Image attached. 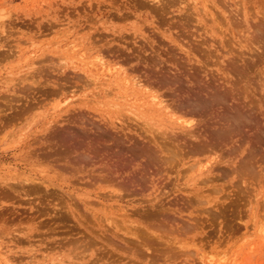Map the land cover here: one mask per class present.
<instances>
[{"label": "rangeland", "instance_id": "rangeland-1", "mask_svg": "<svg viewBox=\"0 0 264 264\" xmlns=\"http://www.w3.org/2000/svg\"><path fill=\"white\" fill-rule=\"evenodd\" d=\"M0 264H264V0H0Z\"/></svg>", "mask_w": 264, "mask_h": 264}, {"label": "bare ground", "instance_id": "bare-ground-1", "mask_svg": "<svg viewBox=\"0 0 264 264\" xmlns=\"http://www.w3.org/2000/svg\"><path fill=\"white\" fill-rule=\"evenodd\" d=\"M145 6V5H144ZM159 9H161V8H159ZM165 10V9H164ZM163 10V11H164ZM158 12V11H157ZM156 13V12H155ZM159 13V12H158ZM157 13V14H158ZM156 16V15H155ZM186 24V23H185ZM3 49V48H2ZM7 49H9V48H7ZM6 49V50H7ZM118 56V55H117ZM155 56V55H154ZM151 59V58H150ZM161 64V63H160ZM159 65V64H158ZM166 66V65H165ZM164 66V67H165ZM233 66V65H232ZM167 69H168V67H166ZM37 69H39V68H37ZM239 70V69H238ZM42 72V70L40 69V70H38V72ZM36 72H37V70H36ZM180 72V71H179ZM47 73H48V71H47ZM50 73V72H49ZM60 73V72H59ZM62 73V72H61ZM70 73V72H69ZM149 73V72H148ZM239 73V72H238ZM46 74V73H45ZM51 75V74H50ZM240 75V74H239ZM56 76V75H55ZM54 76V77H55ZM242 76V75H241ZM52 77V76H51ZM56 79H61V77L60 76H58V77H56ZM67 79V78H66ZM188 80V79H187ZM67 81V80H66ZM164 81H166V80H164ZM60 85V84H59ZM58 85V86H59ZM21 88H20V90H22V88L24 89V87L23 86H20ZM59 87H63V86H59ZM61 89V88H60ZM191 89V88H190ZM25 90V89H24ZM203 90V89H202ZM26 92V91H25ZM226 92V91H225ZM48 94V93H47ZM51 94V93H50ZM56 94V93H55ZM203 94V93H202ZM215 99V98H214ZM190 100V99H189ZM177 103H179V102H177ZM183 103V102H182ZM187 104H188V102H187ZM162 105V104H161ZM160 105V106H161ZM186 108V107H185ZM73 112V111H72ZM237 114V113H236ZM59 115V114H58ZM81 115H82V111H74V113H70V114H67L66 116H65V118H63V123H61L60 125H58V123L57 124H55V125H53L52 127H49V129H47V134L44 136V137H42V142H39V144H37L36 146H34L33 148L34 149H36L37 151H38V154H42V156L44 155V157L46 158V157H48V155L51 153H49V151H47V148H56V149H58L59 147L61 148V147H66L67 149H74L75 151L76 150H79L78 148H80L84 143L86 144L87 142H89V141H87L88 139L90 140V142H92L91 141V133L92 132H90V130L89 129H87L85 126L83 127V126H80V124H79V117H81ZM83 116V115H82ZM86 117V116H85ZM82 118V117H81ZM239 118V117H238ZM246 118V117H245ZM83 119V118H82ZM93 119V118H92ZM241 119V118H240ZM243 119V118H242ZM250 119V118H249ZM15 120V119H14ZM88 120V119H87ZM235 120V119H234ZM257 120V119H256ZM81 121V120H80ZM245 121V120H244ZM90 122V121H89ZM92 122V121H91ZM247 122V121H246ZM81 123V122H80ZM93 123V122H92ZM238 123V122H237ZM86 124H87V122H86ZM91 124V123H90ZM94 124V123H93ZM232 124V123H231ZM98 125V124H97ZM241 127V126H240ZM239 127V128H240ZM46 129V128H45ZM104 129V128H103ZM44 132V131H43ZM120 132V131H119ZM128 132V131H127ZM131 133V132H130ZM95 134V133H94ZM100 134V133H99ZM95 136V135H94ZM115 137V136H114ZM138 137V136H137ZM135 138V137H134ZM139 138V137H138ZM117 139V138H116ZM119 140V139H118ZM87 141V142H86ZM117 141V140H116ZM96 142V141H95ZM102 143V142H101ZM117 143V142H116ZM89 144V143H88ZM96 144V143H95ZM123 144V143H122ZM119 145V144H118ZM117 145V146H118ZM204 145V144H203ZM145 146V145H144ZM30 147V146H29ZM133 147V146H132ZM31 148V147H30ZM33 148H32V150H33ZM59 148V149H60ZM99 148V147H98ZM145 148V147H144ZM45 149V150H44ZM64 149V148H63ZM131 149V148H130ZM140 149V148H139ZM36 150H34L36 153H37V151ZM49 150H51V149H49ZM142 150L143 149H141V152H142ZM52 151V150H51ZM61 151V150H60ZM59 150H57V151H54L53 152V154L55 153V154H57L58 152H60ZM67 151V150H66ZM75 151H73V152H75ZM122 151V150H121ZM145 151V150H144ZM252 151V150H251ZM254 151V150H253ZM77 152V151H76ZM118 152V151H117ZM125 152V151H124ZM149 152V151H148ZM71 153H72V151H71ZM88 153V152H87ZM140 153V152H139ZM145 153V152H144ZM52 154V155H53ZM59 154V153H58ZM111 154V153H110ZM137 154V153H136ZM177 154H179V153H177ZM259 154V153H258ZM51 154H50V156L49 157H51L52 156ZM68 155H69V153H68ZM78 155V154H77ZM80 155V154H79ZM88 155V154H87ZM253 155V154H252ZM257 155V154H256ZM84 156V155H83ZM165 156V155H164ZM250 156V155H249ZM254 156V155H253ZM121 157V156H120ZM159 157V156H158ZM252 157V156H251ZM33 158V157H32ZM42 158V157H41ZM163 158V157H162ZM246 158H248V157H246ZM85 159V158H84ZM250 159V158H249ZM252 159V158H251ZM71 160V159H70ZM158 160V159H157ZM167 160H169V159H167ZM166 160V161H167ZM247 160V159H246ZM59 161V160H58ZM80 161H81V159H80ZM127 161V160H126ZM129 161V160H128ZM140 161V160H139ZM160 161V160H159ZM252 161H254V160H252ZM259 161V160H258ZM70 162V161H69ZM68 162V163H69ZM74 162H76V161H74ZM132 162V161H131ZM143 162V161H142ZM176 162H178V161H176ZM118 163V162H117ZM130 163V162H129ZM135 163V162H134ZM149 162H147V164H148ZM151 163V162H150ZM150 163L148 164L150 167H151V165H150ZM161 163H163V162H161ZM171 163V162H170ZM174 163V162H173ZM244 164V163H243ZM254 164V163H253ZM256 164V163H255ZM126 165H127V163H126ZM144 165V164H143ZM153 165V164H152ZM157 165V164H156ZM162 165H164V163L162 164ZM162 165H161V167H162ZM42 166V165H41ZM82 166V165H81ZM116 166V165H115ZM148 166V167H149ZM171 166V165H170ZM242 166V165H241ZM244 166V165H243ZM69 167V166H68ZM76 167V166H75ZM51 168V167H50ZM84 168H85V166H84ZM116 168V167H115ZM140 168V167H139ZM146 168H147V166H146ZM156 168H158V167H156ZM155 168V169H156ZM164 168V167H163ZM167 168V167H166ZM240 168V167H239ZM243 168V167H242ZM67 169V168H66ZM113 169H114V167H113ZM118 169V168H117ZM135 169V168H134ZM142 169V168H141ZM165 169V168H164ZM64 170H65V168H64ZM143 170V169H142ZM159 170V169H158ZM162 169H160V171H161ZM101 171V170H100ZM141 171V170H140ZM132 172V171H131ZM148 172H149V170H148ZM123 173V172H122ZM133 173V172H132ZM131 173V174H132ZM75 174V173H74ZM130 174V175H131ZM144 174V173H143ZM129 175V176H130ZM157 176V175H156ZM163 176V175H162ZM141 177H143V175L141 176ZM131 178H136L135 176H131ZM168 178V177H167ZM137 179V178H136ZM140 179V178H139ZM142 179V178H141ZM93 180V179H92ZM132 180H134V179H132ZM163 180V179H162ZM166 180H168V179H166ZM119 181V180H118ZM141 182V181H140ZM120 183V182H119ZM153 184V183H152ZM164 184H166V183H164ZM170 184V183H169ZM139 185V184H138ZM161 185V184H160ZM163 185V184H162ZM140 186V185H139ZM109 187V186H108ZM26 188V187H25ZM161 188V187H160ZM32 192V191H31ZM165 192V191H164ZM39 193V192H38ZM161 193V192H160ZM164 195V194H163ZM174 195V194H173ZM173 199V198H172ZM170 199L169 201H170V203H171V201L172 202H174V200H177V199ZM157 200V199H156ZM169 201H167V202H169ZM163 203V202H162ZM169 210V209H168ZM166 211V210H165ZM170 212V211H169ZM124 213H126V212H124ZM128 215V214H127ZM162 216V215H161ZM108 219V218H107ZM117 227V226H116ZM145 240V239H144ZM142 242V241H141ZM145 242V241H144Z\"/></svg>", "mask_w": 264, "mask_h": 264}]
</instances>
